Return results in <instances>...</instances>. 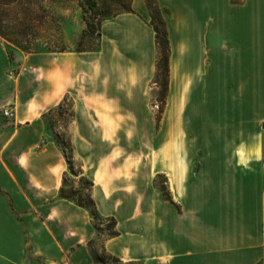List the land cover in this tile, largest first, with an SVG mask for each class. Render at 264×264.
Here are the masks:
<instances>
[{
  "label": "crops",
  "instance_id": "obj_1",
  "mask_svg": "<svg viewBox=\"0 0 264 264\" xmlns=\"http://www.w3.org/2000/svg\"><path fill=\"white\" fill-rule=\"evenodd\" d=\"M155 1L168 10L170 53L153 173L171 199L148 167L90 169L82 152L96 140L86 127L111 125L101 111L123 109L128 124L147 102L157 47L145 0L102 21L93 51L11 56L0 37V264L94 259L97 231L85 207L59 197L68 167L47 135L44 116L65 96L73 157L100 216L115 221L104 252L136 264H264V0Z\"/></svg>",
  "mask_w": 264,
  "mask_h": 264
},
{
  "label": "rangeland",
  "instance_id": "obj_2",
  "mask_svg": "<svg viewBox=\"0 0 264 264\" xmlns=\"http://www.w3.org/2000/svg\"><path fill=\"white\" fill-rule=\"evenodd\" d=\"M87 1L0 0V37L7 44L9 54L12 56L14 52L20 54L76 53L96 50L100 35L85 30L84 17H91V15L83 11L80 6L81 2ZM96 1L103 9L102 14L95 19L100 24L130 6V0ZM232 1L239 2L240 0ZM157 82L153 77L148 89L147 102L139 111L138 116L134 115L130 123L122 122L121 117L125 114L123 109L103 110L98 114V118L101 117L104 123H111V125L86 127V133L96 139L82 147V152L89 155L90 169L102 162L104 166L113 165L124 168L123 171H134L140 174L145 171V167H148L153 177V184L160 189L165 188L164 177L153 173L157 161V130L167 96L166 94L163 97L160 94V81ZM72 116V98L69 96H65L44 116L47 135L62 152V148L66 147V153L69 149L73 151L70 140ZM79 164H81L80 161L74 158L71 171L67 170L64 183L67 191L71 189L83 191L85 185L79 174ZM81 169L83 170V167ZM92 222L97 231V237L90 245L93 255L104 257L105 264H115L101 248L103 239L113 231L110 217L101 216L97 220L92 219ZM94 262L93 259L89 264Z\"/></svg>",
  "mask_w": 264,
  "mask_h": 264
},
{
  "label": "trees",
  "instance_id": "obj_3",
  "mask_svg": "<svg viewBox=\"0 0 264 264\" xmlns=\"http://www.w3.org/2000/svg\"><path fill=\"white\" fill-rule=\"evenodd\" d=\"M145 2L150 14L149 24L154 30V40L157 47L154 79L156 83H158L157 81H160V87H161L160 94L164 97V95L167 94V90H168V76H169L170 47H169V39H168V33H167L166 21L164 15V13L168 14V10L165 8H161L156 3L155 0H145ZM80 6L83 9V11L89 12L91 15V17L88 16L84 17L85 30L100 35V22L96 21L95 19H97V17L102 14L103 9L100 7V5L97 3L96 0H88L87 2H81ZM129 11H131L130 6L128 9L122 12H129ZM262 128L264 130V122L262 123ZM59 144L61 143L59 142ZM62 149H63V155L67 162L68 170L71 171L72 161L74 160L72 149H69L68 153H66L65 151L66 147H63ZM66 174L67 172H65L63 175V185L59 189V197L72 201L79 206L85 207L88 210L93 220L99 219L101 216L97 211V208L91 197V188L93 186V181H91L89 178L83 175L81 164H79V174L81 175L83 179V184L85 185L83 188L84 192L76 189L75 190L71 189L70 191H67V189L64 186V183L66 182ZM161 192L165 198L171 199L167 190H165L164 187H161ZM110 220L114 226L115 223L114 219L110 218ZM115 234L116 231L113 229V231L108 235V237L114 236ZM104 253L115 264H136L135 262H123L115 256H112L106 252ZM94 260L95 262L93 264H105L106 262L104 257H100L97 255H94Z\"/></svg>",
  "mask_w": 264,
  "mask_h": 264
},
{
  "label": "built area",
  "instance_id": "obj_4",
  "mask_svg": "<svg viewBox=\"0 0 264 264\" xmlns=\"http://www.w3.org/2000/svg\"><path fill=\"white\" fill-rule=\"evenodd\" d=\"M2 113L4 116H7V117H12L13 116V110L10 109V108H4L2 110Z\"/></svg>",
  "mask_w": 264,
  "mask_h": 264
}]
</instances>
